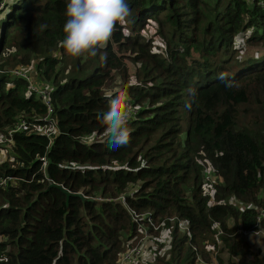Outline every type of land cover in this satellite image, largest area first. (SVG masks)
I'll use <instances>...</instances> for the list:
<instances>
[{
    "label": "trees",
    "instance_id": "obj_1",
    "mask_svg": "<svg viewBox=\"0 0 264 264\" xmlns=\"http://www.w3.org/2000/svg\"><path fill=\"white\" fill-rule=\"evenodd\" d=\"M8 4L3 0L0 12ZM128 4L130 15L95 56L71 57L60 47L66 0H12L0 17V131L20 117L39 121L48 111L26 79L6 71L19 64L54 85L51 114L59 128L49 144L29 128L13 132L12 159L2 160L0 170L22 178L0 186V264L116 262L140 236L121 194L155 219H185L202 253L218 223L235 258L229 264H264V248L233 234L254 226L264 206V49L243 46L264 42V5ZM116 76L135 110L130 142L113 150L104 133L91 142L81 136L104 132V96L117 90L106 92L104 85ZM207 173L213 197L204 188ZM51 182L86 197L67 196ZM172 234L169 253L142 264H198L186 234L176 227Z\"/></svg>",
    "mask_w": 264,
    "mask_h": 264
},
{
    "label": "built area",
    "instance_id": "obj_2",
    "mask_svg": "<svg viewBox=\"0 0 264 264\" xmlns=\"http://www.w3.org/2000/svg\"><path fill=\"white\" fill-rule=\"evenodd\" d=\"M264 4V0H260ZM1 5H3V0H1ZM11 74L20 76L28 82L29 90L34 92L47 106V113L41 117V120H29L25 117H20L15 125L7 129L5 137H0V164L3 160V155L5 154V145L10 146L12 142L13 132L29 128L35 132L45 135L48 139V144L51 142L54 135L59 131L56 119L52 116V105L50 96L54 90V85L52 83H40L33 80L30 72L26 68L15 67L10 70ZM131 104V103H130ZM132 106V105H131ZM133 111L135 110L132 106ZM104 132H92L89 134L82 135L81 138L85 142H91L95 139L101 137ZM40 170L45 171L47 165V159L45 154L41 157ZM262 174L264 176V164L262 166ZM22 178L19 175L2 173L0 170V186H6L12 184L15 180ZM211 175L209 173L205 176L204 188L207 189L209 194L213 197L214 187L211 184ZM131 195L132 192H129ZM99 198H101L99 196ZM123 205L127 208L128 213L131 218L136 221L140 227V236L137 241L126 248H124L117 259L116 262L111 264H142L150 262L154 259L157 252H159L158 240L159 237L155 236L159 230L163 227H176L180 232L186 234V243L190 245L191 249L194 251L195 260L198 264H220L218 257L219 248L223 246L222 235L224 229L215 223V231L212 234V242L208 246L209 254L207 256L201 252L198 245L192 241L193 233L190 229L187 221L176 215H167L159 219H155L152 211L147 210L144 212H138L126 202V195H119ZM233 234H238L240 237L248 239L249 236H263L264 235V206L260 207L255 216L254 226L250 228L237 227ZM264 240V236L261 238ZM172 240V239H171ZM251 243V242H250ZM254 243V242H253ZM252 244V243H251ZM253 248H264V245H258L256 243L252 244Z\"/></svg>",
    "mask_w": 264,
    "mask_h": 264
},
{
    "label": "clouds",
    "instance_id": "obj_3",
    "mask_svg": "<svg viewBox=\"0 0 264 264\" xmlns=\"http://www.w3.org/2000/svg\"><path fill=\"white\" fill-rule=\"evenodd\" d=\"M129 15L128 0H66L65 35L60 47L71 57L95 56L111 39L116 24H122ZM220 79H225L223 74ZM104 98V136L107 146L115 150L130 142L133 108L126 90L105 93Z\"/></svg>",
    "mask_w": 264,
    "mask_h": 264
},
{
    "label": "rangeland",
    "instance_id": "obj_4",
    "mask_svg": "<svg viewBox=\"0 0 264 264\" xmlns=\"http://www.w3.org/2000/svg\"><path fill=\"white\" fill-rule=\"evenodd\" d=\"M10 1L12 0H9V4L2 9V11L0 12V17L3 18L5 17L6 13L9 11V8H10ZM257 3H260L261 5H264L260 2V0H256ZM0 5H1V0H0ZM1 22V20H0ZM244 33L247 35L248 34V31H244ZM243 33V34H244ZM155 37V38H154ZM152 38L155 39V41L158 39L156 36H152ZM240 41H244L243 39H241ZM244 48L248 49V51H250V49L252 50H262L264 49V42H256V41H253V40H247L245 43H244ZM68 61L69 60V57H67ZM6 67H10V69L6 70L8 72H10L11 69L15 68V67H21V68H26L28 69V71L30 72L31 76L33 77V80L36 81V82H39L40 80H38L35 76V73L33 71V68L30 66V65H16V66H11V65H8ZM11 73V72H10ZM122 82V79L119 77V76H116L115 78L113 79H108L104 85V91L106 92H110V91H113L115 89L118 88V86L120 85V83ZM181 126L182 128L184 129L186 126H187V118L185 115L182 116V119H181ZM6 132H3V131H0V137L3 136L5 137ZM10 147L8 145H5V154L3 155V160L8 158L9 160L12 159V157H10V154H9V149ZM16 182V180H15ZM14 182V183H15ZM90 197H95V198H99L97 196V194H94V196H90ZM100 199V198H99ZM121 201V200H120ZM147 211V210H145ZM165 217V216H164ZM230 222H232V220H230ZM172 227H163L161 230L158 231V233L155 235L157 237H159V240L157 241L158 244H160L159 246V253H169L170 249H171V246H172V243H173V234H172ZM264 236V235H263ZM263 236H258V237H255V236H249L247 237L248 240L254 244H258V245H264V240H262L261 238ZM172 239V240H171ZM211 242H212V239H211ZM254 242V243H253ZM211 244V243H210ZM210 244L208 246H210ZM207 246V247H208ZM206 247V249L203 251L204 255L207 256L209 254V251H208V248ZM158 253V252H157ZM218 257L219 259H222L224 261V263H228V259L229 261H232L233 259H235L234 257L233 258H230L226 249L224 248V246L220 247L219 248V251H218ZM229 264V263H228Z\"/></svg>",
    "mask_w": 264,
    "mask_h": 264
},
{
    "label": "water",
    "instance_id": "obj_5",
    "mask_svg": "<svg viewBox=\"0 0 264 264\" xmlns=\"http://www.w3.org/2000/svg\"><path fill=\"white\" fill-rule=\"evenodd\" d=\"M50 186L51 185H54V186H57L59 188H61L65 193L66 195H70V194H76V195H79L80 197H86L82 192L78 191V192H72L70 191L68 188H66L65 186L61 185V184H58V183H55V182H51L49 184Z\"/></svg>",
    "mask_w": 264,
    "mask_h": 264
}]
</instances>
